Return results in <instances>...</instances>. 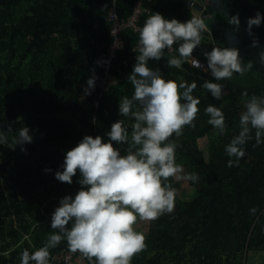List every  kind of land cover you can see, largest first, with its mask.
Segmentation results:
<instances>
[{"label":"trees","instance_id":"1","mask_svg":"<svg viewBox=\"0 0 264 264\" xmlns=\"http://www.w3.org/2000/svg\"><path fill=\"white\" fill-rule=\"evenodd\" d=\"M136 1H115L121 20L132 14ZM189 2L143 0L147 13L140 17L139 29L156 13L181 23L210 13L221 22L202 33L192 58L207 64L205 53L213 47H235L247 65L248 55L264 49V21L252 27V35L247 25L257 13L264 16V0H205L201 10ZM110 5V0H0V130L8 136V144L0 145V264H20L24 250H38L57 231L51 229V217L59 201L74 198L82 188L79 172L71 185L55 178L68 151L85 136L110 142L107 133L117 121L124 120L131 134L135 121L120 115L119 105L134 95L128 77L139 54L134 51L139 32H122L123 47L111 61L102 96L95 82L93 88L87 85L89 78H104L99 63L113 40L107 23ZM232 16H238V27L229 24ZM178 46L148 66L165 80L197 84L192 93L200 100L196 126L186 127L171 142L177 145L176 163L185 173H197L199 181H187L193 195H176L171 214L149 222L147 249L132 264H246L249 252L264 251V143L256 145L253 130L244 145L246 155L233 167L227 166L225 147L240 130L241 94L264 96V65L216 81L211 72L188 63L182 69L169 67L167 61L179 56ZM205 81L223 85L221 100L202 88ZM209 104L224 113L227 131L222 136L208 124L204 109ZM22 127L29 129L32 143L14 145ZM201 139H206L208 154L199 146ZM112 143L126 154L127 144ZM170 182L177 188L176 180ZM252 208L258 209L255 215ZM64 250L69 251L66 241L50 249V264H60L54 257Z\"/></svg>","mask_w":264,"mask_h":264},{"label":"clouds","instance_id":"2","mask_svg":"<svg viewBox=\"0 0 264 264\" xmlns=\"http://www.w3.org/2000/svg\"><path fill=\"white\" fill-rule=\"evenodd\" d=\"M262 21L264 16L260 13L248 19L249 35L252 27H259ZM228 22L237 27L240 23L238 16H232ZM206 31L204 20L196 17L181 23L156 13L146 19L139 29L138 47L134 50L139 54L128 77L134 95L131 99L124 97L119 105L120 115L135 121L131 134L124 120L117 121L107 133L110 142H103L100 136H85L66 153L63 171H57L55 178L71 185L79 172L78 183L82 188L74 198L65 196L59 201L60 206L51 217V229L57 231L38 250L31 254L24 250L20 264H50V249L62 241H66L70 252L79 253L89 264H132L147 249V238L137 226L174 211L177 191L170 181H199L197 173H185L176 163L177 145L171 138L183 135L186 127L195 128L200 112V100L192 95L197 88L195 82L178 84L165 80L148 62L161 60L166 50L171 52L178 44L179 56L167 61L169 67L182 69L185 63L202 67L192 54L201 45L202 33ZM205 56L207 69L216 81L229 80L234 73L242 76L253 67L252 62L242 63L235 47H213ZM259 59L264 65V52ZM87 85L93 88L94 79L89 78ZM202 88L218 101L225 95L219 83L205 81ZM241 96L245 110L239 117L240 130L225 147L228 167L238 166L246 155L244 145L253 138V130L256 145L264 143V96L249 97L247 91ZM204 112L216 134L224 135L227 125L221 108L209 104ZM112 142L127 144L126 154L122 155ZM13 143H32L29 129L22 127ZM7 144V133L0 130V145ZM257 211V208L250 209L252 215Z\"/></svg>","mask_w":264,"mask_h":264},{"label":"built area","instance_id":"3","mask_svg":"<svg viewBox=\"0 0 264 264\" xmlns=\"http://www.w3.org/2000/svg\"><path fill=\"white\" fill-rule=\"evenodd\" d=\"M111 1V7L110 12L107 17V23L111 26V38L113 39L110 43V46L107 50L106 55L100 60L99 68L104 73V78H101L99 76L94 77V82L98 85V88L100 89V96H102V93L105 91L107 86L106 76L109 74V68L111 65V61L113 58H115L116 51L123 47V42L120 40L121 34L124 30H129L134 33L139 32V19L140 17L147 13L146 9L142 6L143 0H137L132 14L126 18L125 20H121L116 12V0H110ZM189 4L193 5V3L196 0H189ZM197 2V1H196ZM206 4V3H205ZM136 47H133L130 49V52L133 51ZM194 60L198 61L199 64L202 67H195L192 66L195 69L207 71V64L203 63L197 58H193ZM57 259L60 264H89V262L80 256L79 253H72L68 250H64L62 253L54 257Z\"/></svg>","mask_w":264,"mask_h":264},{"label":"rangeland","instance_id":"4","mask_svg":"<svg viewBox=\"0 0 264 264\" xmlns=\"http://www.w3.org/2000/svg\"><path fill=\"white\" fill-rule=\"evenodd\" d=\"M199 4L204 5L205 4V0H196ZM202 19L204 20L206 26H210V25H214L216 23H220L221 22V18L217 17L215 15H212L209 13L208 16L205 15L202 17ZM256 53L253 54L252 56L248 55V60H250V62H252L253 64H261L260 63V54L262 52H264L263 48H259V49H255ZM207 72H210V70H207ZM199 146L201 149H203L205 151L206 154H208V148H207V142L206 139H201L199 140ZM177 181V180H176ZM177 196L180 198H189L193 195V188L191 186H189L187 184V181H177ZM148 226H149V222H140L137 226V230L143 232L144 234H146L147 230H148ZM246 264H264V251L263 250H252L251 252H249L248 256H247V260H246Z\"/></svg>","mask_w":264,"mask_h":264},{"label":"water","instance_id":"5","mask_svg":"<svg viewBox=\"0 0 264 264\" xmlns=\"http://www.w3.org/2000/svg\"><path fill=\"white\" fill-rule=\"evenodd\" d=\"M193 7H195L197 10H201L203 8V6L199 4L198 2H194Z\"/></svg>","mask_w":264,"mask_h":264},{"label":"crops","instance_id":"6","mask_svg":"<svg viewBox=\"0 0 264 264\" xmlns=\"http://www.w3.org/2000/svg\"><path fill=\"white\" fill-rule=\"evenodd\" d=\"M196 2V1H195ZM203 6V5H202Z\"/></svg>","mask_w":264,"mask_h":264}]
</instances>
